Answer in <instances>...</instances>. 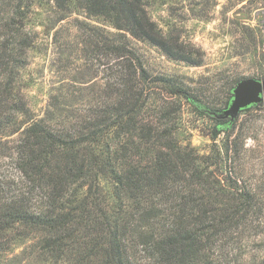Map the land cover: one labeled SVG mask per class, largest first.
<instances>
[{
	"label": "trees",
	"instance_id": "16d2710c",
	"mask_svg": "<svg viewBox=\"0 0 264 264\" xmlns=\"http://www.w3.org/2000/svg\"><path fill=\"white\" fill-rule=\"evenodd\" d=\"M75 1L0 0V145L7 161L0 166V258L23 239L50 264H264V255L246 259L238 241L253 219L252 192L142 122L140 64L120 63L114 93L83 127L15 124L23 106L13 83L34 42L26 16L42 3L66 8ZM137 1L85 0L82 8L132 13ZM172 92L223 123L211 139L233 125L180 88ZM101 177L110 180L113 202Z\"/></svg>",
	"mask_w": 264,
	"mask_h": 264
},
{
	"label": "rangeland",
	"instance_id": "374dc122",
	"mask_svg": "<svg viewBox=\"0 0 264 264\" xmlns=\"http://www.w3.org/2000/svg\"><path fill=\"white\" fill-rule=\"evenodd\" d=\"M83 4L85 0H76L73 6L55 8L42 3L27 14L25 33L34 42L13 83L23 106L15 124L83 127L114 93L120 63L140 64L139 85L147 100L142 122L169 136L172 145L195 150L209 170L220 172L219 178L235 176L252 192L253 219L238 241L246 259L261 262L264 102L240 112L233 125L211 139L223 123L198 114L172 89L219 111L228 107L237 82L263 80L264 0H138L132 13L116 6L101 14L83 9ZM126 80L132 87L137 84L131 75ZM2 142L0 166L7 162L1 156ZM109 181L101 177L99 185L113 202ZM0 264L50 263L35 256L30 242L22 239Z\"/></svg>",
	"mask_w": 264,
	"mask_h": 264
},
{
	"label": "water",
	"instance_id": "95a60500",
	"mask_svg": "<svg viewBox=\"0 0 264 264\" xmlns=\"http://www.w3.org/2000/svg\"><path fill=\"white\" fill-rule=\"evenodd\" d=\"M261 102H264V79H244L237 82L232 89V98L228 107L212 114L219 119L228 118L232 122L242 110Z\"/></svg>",
	"mask_w": 264,
	"mask_h": 264
}]
</instances>
